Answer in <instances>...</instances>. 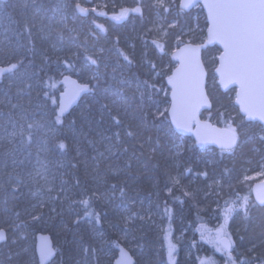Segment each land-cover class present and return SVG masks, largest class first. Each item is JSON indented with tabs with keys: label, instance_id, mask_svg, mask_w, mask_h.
Segmentation results:
<instances>
[{
	"label": "trees",
	"instance_id": "trees-1",
	"mask_svg": "<svg viewBox=\"0 0 264 264\" xmlns=\"http://www.w3.org/2000/svg\"><path fill=\"white\" fill-rule=\"evenodd\" d=\"M155 2L0 0V65L19 64L0 84V228L8 231L0 264H38L40 232L52 236L58 264H112L118 244L132 246L136 264H166L168 238L177 243L176 264H264V207L252 195L256 181L247 179L264 169V127L240 115L235 90L224 93L213 82L220 54L213 47L203 54L212 103L203 118L235 128L237 145L231 152L201 148L173 130L167 82L174 53L187 38L203 43L208 23L200 6L185 13L180 0L174 10ZM76 3L89 11L77 12ZM159 18L164 35L156 31ZM53 45L72 47V76L90 86L64 118L57 101L66 67ZM21 114L36 126L31 140L17 137L23 149L13 163L3 127ZM44 165L52 173L50 202L36 198L31 180ZM244 198L247 211L238 207ZM81 200L89 202L87 214ZM218 230L231 240L230 252L217 243ZM98 234L112 253L107 263L97 252Z\"/></svg>",
	"mask_w": 264,
	"mask_h": 264
},
{
	"label": "snow or ice",
	"instance_id": "snow-or-ice-1",
	"mask_svg": "<svg viewBox=\"0 0 264 264\" xmlns=\"http://www.w3.org/2000/svg\"><path fill=\"white\" fill-rule=\"evenodd\" d=\"M158 6L163 7L162 0H158ZM194 6H196V0H181L180 7L182 9H190ZM203 6L208 9L209 13L210 26L208 31L210 38L216 39L224 45V54L221 56L222 65L217 69L221 74L222 83L238 84L237 101L240 104L241 112L250 121L264 122V0H208ZM75 9L81 14L89 11V9L82 7L80 3L75 4ZM92 11H95V9ZM136 11L141 10L136 9ZM60 39L62 40L63 36ZM194 55V49H187L185 54L180 57L181 66L176 69L175 75L168 77V83L172 89L171 112L174 117L173 122L178 130L187 128L195 120L196 112L201 103L199 81L192 71ZM85 59L91 64L97 65L96 59L90 56H86ZM17 68V64H11L9 68L0 70V72H13ZM149 87L152 88L153 92L156 91L154 85L149 86L145 82V90ZM143 95L142 92L141 96L143 97ZM160 115L163 116L164 113L160 112ZM116 122L119 123V120ZM32 128L33 124L27 126L28 130ZM11 135L21 137L27 135L28 140L32 139V133L23 127L19 131L11 133ZM127 135L131 137L133 133L129 131ZM117 140L119 141L118 134ZM237 141V130L229 127L226 133L212 142L217 143L223 151L231 152ZM21 142L23 143V140ZM200 142H209L207 131L200 137ZM143 146V144L140 145L141 148ZM60 147L64 148L65 146L61 144ZM124 151H127V148ZM99 155L103 156V153H99ZM37 175L44 178L41 173H37ZM112 188L114 190L116 186L112 185ZM49 190L51 191V189ZM93 194L95 195V193ZM258 201L261 205H264V198L258 197ZM80 203L86 206L85 211L87 214L89 202L81 200ZM247 206V198H244L243 203L238 207L247 211ZM236 207L237 205H232L228 211H233ZM4 239L5 234L0 231V240ZM220 243L225 248L229 246L225 241H220Z\"/></svg>",
	"mask_w": 264,
	"mask_h": 264
},
{
	"label": "water",
	"instance_id": "water-1",
	"mask_svg": "<svg viewBox=\"0 0 264 264\" xmlns=\"http://www.w3.org/2000/svg\"><path fill=\"white\" fill-rule=\"evenodd\" d=\"M208 2V0H196V6L190 8V9H182L180 7L181 0L179 3L180 10L188 13L194 10L196 7L200 6L203 11L205 12L208 28H207V35L206 39L203 43L194 44L192 42L188 43L185 42L181 44L174 53V58L176 60V67L173 69L170 76H174L176 73V69L181 66V60L180 57H182L185 54V51L187 49H194L195 55L192 62V71L195 73L196 77L199 81V92L201 93V103L198 108V111L196 112V118L193 120L187 128L183 130H178L176 128L174 121V117L172 116L171 107H172V97H171V85L167 82L168 88L170 90L169 92V99H170V106L167 112L168 119L170 121V124L173 128V130L179 134L182 137H188L192 138L194 142L201 148H215L218 150H222L217 143L212 142L217 137L221 136L222 134L226 133L228 130V127H222L214 122L207 120L203 118V115L210 111L212 108V103L210 96L207 91V80H208V71L204 64L203 60V54L206 50L209 48L217 47L220 50V54L218 56L217 65L213 70V73L217 77V83L219 88L222 92L226 93L230 90H235V99L234 104L239 109L240 115L245 119L247 123H257L264 127V122L261 121H250L247 119L245 114L241 112L240 110V104L237 101V93L239 91V85L235 83H222V77L220 72L217 71L222 65L221 56L224 54V45L220 43L218 40L210 38L209 36V26L210 22L208 20V9L204 7ZM140 9V8H138ZM139 12V11H137ZM11 64H17L18 68L14 70L13 72L17 71L19 69L18 63H11ZM11 64L7 65H0V70L7 69L11 66ZM13 72L8 71H2L0 72V84L4 81L5 77ZM169 76V77H170ZM62 84V91L58 95V111L57 114L60 118H64L68 116L80 103L81 101L89 94L90 92V86L87 83L80 82L77 78H75L72 75H64L61 79ZM207 126V127H205ZM207 131L209 142L207 143H201L200 137L202 134ZM238 142V141H237ZM237 145V144H236ZM236 147V146H235ZM234 147V148H235ZM223 151V150H222ZM252 195L254 198L255 203L260 206L264 207V205H261L258 201V197L264 198V180L263 181H257L252 186ZM0 231H3L5 234V239L0 240V245L5 244L8 241V231L5 228H0ZM220 237L217 239V243L227 252H230L232 250V242L227 237L224 236V233L222 231H219ZM220 241H225L229 244L227 248L224 247L223 244L220 243ZM116 258L113 261L112 264H136V259L132 253V251L127 248L124 244H118L116 246ZM35 253L38 260V264H52L56 257H57V250L54 244V240L52 236L48 233L40 232L35 237Z\"/></svg>",
	"mask_w": 264,
	"mask_h": 264
},
{
	"label": "rangeland",
	"instance_id": "rangeland-1",
	"mask_svg": "<svg viewBox=\"0 0 264 264\" xmlns=\"http://www.w3.org/2000/svg\"><path fill=\"white\" fill-rule=\"evenodd\" d=\"M163 4L167 5L169 9L174 10L175 8V3L176 0H162ZM180 3V2H179ZM178 3V4H179ZM156 5H158V0H156L155 2ZM165 19L164 18H159L158 20V24L156 26V31L158 34L160 35H164L165 31H164V24H165ZM191 38H187L185 40V42L190 43L191 42ZM53 52L54 54L57 55V57L62 60L65 64L66 69H62L60 71V75L64 76V75H75L78 70L73 67L70 64V58H74V54H73V49L72 47L69 48H64V47H57L55 45H53ZM218 57H214L213 58V65H212V69H214L216 67V63L215 60ZM213 78L215 83H217V77L215 76V74H213ZM218 84V83H217ZM8 124H10L8 127L7 125L3 127V136H2V140H4V142H6V153L9 156H12L14 158V162H16V159H19V154L21 152V150L23 149V146H20L17 144L16 140L17 137L19 135L16 136H12L11 133L13 132H17L19 131V129L21 127H23L24 129H26L27 131H31L27 129V126L29 124H33V126H36V121L33 117H30L27 114H21L19 115L14 121L11 120L10 123L8 122ZM13 170H16V167L14 164L11 165V168ZM35 172L31 175V180L33 181V184L35 186V196L36 198H38L41 202H50L52 200L51 195L49 194V188L48 186L50 185V176L52 175V173L50 172V170L44 165V166H40L39 168L34 169ZM264 169H261V171L259 172H255L252 173L251 175L247 176V179L250 180H254V181H263L264 180ZM37 173H41L43 175L44 178L41 177V175H37ZM125 221L129 222L131 220V214L127 211L126 216H124ZM11 226L13 227V232L16 233V223L13 222L11 223ZM117 227L120 226L119 224L116 225ZM20 225L18 226V230H20ZM17 230V232H18ZM219 231L222 230H218V232H216V240L220 237L219 235ZM125 232H123L124 235ZM125 235L128 236V240L129 242L132 241L131 239V233L127 232L125 233ZM96 238L98 240L97 243V252L99 254V256L105 260V263H107L111 258H112V253L109 249L105 248L106 247V239L101 235L98 234L96 235ZM15 240V238H13V241ZM64 240L63 239H59V244L58 245H63ZM129 249H132V246H129ZM26 250V248H25ZM25 250H18L16 249V254L20 253L21 251H25ZM176 250H177V243H175V241H173L172 239L168 238L167 242H166V264H176ZM2 250H0L1 252ZM115 258H113L114 261ZM38 262V261H37ZM33 261H29L28 264H33ZM52 264H58L55 261Z\"/></svg>",
	"mask_w": 264,
	"mask_h": 264
},
{
	"label": "bare ground",
	"instance_id": "bare-ground-1",
	"mask_svg": "<svg viewBox=\"0 0 264 264\" xmlns=\"http://www.w3.org/2000/svg\"><path fill=\"white\" fill-rule=\"evenodd\" d=\"M55 244V243H54ZM56 247V246H55Z\"/></svg>",
	"mask_w": 264,
	"mask_h": 264
}]
</instances>
